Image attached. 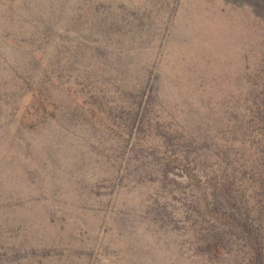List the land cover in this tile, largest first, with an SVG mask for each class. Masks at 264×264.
<instances>
[{
  "label": "rangeland",
  "instance_id": "1",
  "mask_svg": "<svg viewBox=\"0 0 264 264\" xmlns=\"http://www.w3.org/2000/svg\"><path fill=\"white\" fill-rule=\"evenodd\" d=\"M129 1L147 2L162 24L176 7L163 55L165 76L179 79L168 85L171 98L191 96L204 110L222 104L215 97L256 85L264 66V0ZM35 53L41 68L46 59ZM3 59L0 53V86L9 71ZM25 92L10 99L14 111L5 113L0 104V120L1 109L8 120L0 121V264H245L242 242L234 237L230 247L209 251L215 224L199 215L200 188L183 171L165 179L160 166L145 175L131 165L122 175L118 153L127 137L117 125L118 131L104 126V136L98 130L86 141L61 121L69 105L65 90H44L34 103ZM78 98L75 115L88 109ZM41 114L52 119L39 122ZM16 123L15 141L6 134ZM148 139L141 149L150 148ZM130 142L128 163L148 165L159 157L153 149L133 157Z\"/></svg>",
  "mask_w": 264,
  "mask_h": 264
},
{
  "label": "trees",
  "instance_id": "2",
  "mask_svg": "<svg viewBox=\"0 0 264 264\" xmlns=\"http://www.w3.org/2000/svg\"><path fill=\"white\" fill-rule=\"evenodd\" d=\"M2 5L0 53L9 70L0 86L5 113L14 111L10 99L22 88L33 103L44 90H65L69 105L60 118L66 127L89 142L110 125L127 137L117 172L139 165L140 173L148 175L160 166L167 179L180 169L200 188L197 203L204 211L199 215H209L215 224L209 251L230 247L234 237L242 242L245 264H264V66L256 85L248 82L247 91L212 96L222 104L202 110L191 96L169 94L168 85L179 84L175 76H165L163 65L176 7L162 24L147 2L6 0ZM36 51L46 59L44 72ZM78 96L88 109L75 115ZM228 100L247 105L227 107ZM57 108L54 102V117ZM3 113L0 121L6 124ZM49 119L41 114L37 120ZM19 127L16 123L6 136L18 140ZM147 137L151 146L146 148L159 157L148 165L128 163V140L135 157L147 150L141 149Z\"/></svg>",
  "mask_w": 264,
  "mask_h": 264
}]
</instances>
